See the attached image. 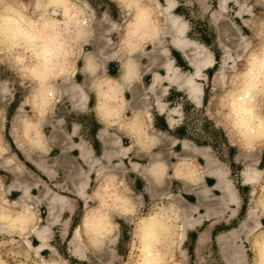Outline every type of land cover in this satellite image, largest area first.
Segmentation results:
<instances>
[{
    "label": "rangeland",
    "instance_id": "obj_1",
    "mask_svg": "<svg viewBox=\"0 0 264 264\" xmlns=\"http://www.w3.org/2000/svg\"><path fill=\"white\" fill-rule=\"evenodd\" d=\"M172 1L176 24L185 23V35L205 45L215 61L196 78L202 87L199 104L162 78L169 58L185 75L196 71L172 44L175 31L161 13L169 0H141L156 33L130 47L123 39L135 16L118 0H70L82 10L89 31L66 44L67 73L52 71L43 80L32 73V52L20 46L5 50L0 32V264H142L144 223L154 216L164 225L154 247L163 264H258L264 136H244L231 97L250 61L264 56V0ZM8 2L38 27L59 8L49 0ZM129 56L137 70L134 80L121 86L129 110L119 119L136 117L138 126L122 131L98 122L94 106L97 83L121 82L122 62ZM89 58L93 70L86 69ZM83 67L91 75L70 77ZM156 75L162 79L152 87ZM73 83L90 91V106L77 115L65 91ZM42 86H49L52 96L39 98ZM158 99L168 106L163 113ZM144 106L149 110L143 112ZM175 109V121L166 124L165 116ZM257 110L264 117V85ZM77 124L78 134L72 135ZM128 146L129 155L111 153ZM208 157L226 170L238 203L224 205L218 189L211 200L195 195V184L200 190L206 186L202 175L193 179V174L206 169ZM157 166L163 167L160 176ZM245 172L255 178L252 183H245ZM110 177L116 178L111 185ZM129 206L133 210L124 211ZM209 211L215 217L208 219ZM103 215L109 228L95 235L86 221Z\"/></svg>",
    "mask_w": 264,
    "mask_h": 264
},
{
    "label": "crops",
    "instance_id": "obj_2",
    "mask_svg": "<svg viewBox=\"0 0 264 264\" xmlns=\"http://www.w3.org/2000/svg\"><path fill=\"white\" fill-rule=\"evenodd\" d=\"M167 7L168 6L164 7L163 9H161V13H163L165 15V17L167 19V24L169 26H171V24L168 21L167 13L165 11V9ZM56 9H59L61 11V15H63L65 13V10L63 8L62 9L61 8H56ZM76 11H77L76 15H73L72 12H69L68 15L65 16V19H66L65 21H66V23L68 22L69 27L71 28V31L73 29L77 30V31H75L76 34H73L69 38L65 39V41H64L65 45L72 38H77V37L83 38L89 31V24L86 21V18L82 16L81 11H78V10H76ZM169 12H170L171 19L174 21V24L172 25V28L175 31V34L172 37V44H173V46L175 48H177L181 52H183V54L189 59L190 64L192 65L191 59L189 57L190 53H189V55H187V53L185 51H183L184 49H182L181 47L177 46L173 42L174 41V36H176L178 38L181 36V34L178 32L179 27H181L182 25H186V24L185 23L176 24V21L179 19V17L177 15L173 14L171 11H169ZM144 14H145V16H144L143 20L136 21V19L134 18V20L131 21L128 24V26H130V24L134 25V28H136V26H140L141 23H145L146 26L141 25L140 27H137L136 28L137 31L135 32V34L134 35L130 34L128 42L123 39L126 47H130V45H133L134 44L133 40H136V39L138 40V39H141V38L146 37V36L152 37V36L155 35L156 26L150 20L149 13H148V11L145 8H144ZM149 27H151V28L154 27V28L151 30V28L149 29ZM149 30H151V32ZM132 33H134V32H132ZM77 39H79V38H77ZM66 53H67V48L65 46L63 51L60 52L59 56L57 58H55V60L53 62V63H55L57 65V68L53 69V71H57L58 73H61L59 71V69L63 68L64 69L63 72L67 73L66 72V70H67V62H66V57H65ZM164 54H166V55L168 54V49H164ZM193 55H198L199 56V53L194 52ZM202 57H203V59H202L203 63H208V64L203 66L199 70V72H197V69L192 65L196 69V71L194 73H191V75L194 76L195 84H197V87H195V88L193 87L192 90L189 89L188 85H185L183 83L184 79L187 78L190 74L185 75L184 73L180 72L178 70V67L173 64V60L171 58H169L168 61L165 63L167 71H168V74H167L166 77H162V78L168 79L170 81V83L177 85L178 88L185 89L187 91V93L189 94V96H191L198 104L201 101L202 87H201L200 83L196 80V78L202 76L204 74L203 70H205V69H207L209 67H212L214 65V62H215L214 58H213V55H212V53L210 52L209 49ZM256 59H258V58L254 57L250 61L249 66ZM210 60L212 61L211 63H210ZM94 67H95V64H94L93 60L89 58L87 60V62H86V69L93 70ZM86 69H84V67H83V70H76V71L74 70L70 77L76 78V76H78L79 74L91 75V72L89 70H86ZM136 70H137V67H136V65H135V63L133 61V58H131L129 56L128 59H126V60H124L122 62L121 82L116 81L114 79L107 80L108 83H105L103 85V87L101 89H99V91L97 90V96L99 98V102H98L97 106L96 105L94 106V109H96L95 110V113H96L95 115H96V118L98 119L97 120L98 122H100V123L101 122L102 123H113V125L114 124L115 125H119V127H121L122 131H128L129 124L133 125L135 127L138 126V124H137L138 120H137L136 117L134 119H132V120H131V118L130 119L129 118L128 119H125V118L124 119H122V118L119 119V117H122V114L124 112H127L129 110V106L127 104H125V102L122 100L121 86H122V84H128V83H130V82H132L134 80V78L136 76ZM42 72H43V69H40L38 72L36 71L35 72V74H36L35 76L41 79V73ZM48 74L49 73H46L44 78H46L48 76ZM162 78L159 75H156L155 76V82L152 84V87H155L156 83L159 80H161ZM176 78H177V80H176ZM263 85H264V78L260 82V84L258 85V88L256 90L255 102L253 103V106H252V108H253L252 115H248V116L245 117V116L241 115L240 113L235 112L234 111V106H233V99L237 96V94L243 93L245 91V72L242 75L241 84L239 85L237 91L231 97L233 114L235 115V117L239 121V124H240V126H241V128L243 130L244 136L247 137L248 139H251V138H253L256 135L264 136V117L261 116L258 113V110H257V96L260 93L261 87H263ZM65 91L68 92V94H69V99L68 100L70 102V108H71V110L73 111L74 114L77 115L80 112H83L86 108H88L90 106V91H89V89L87 91H85L81 87V85H79L78 83H73L70 86H68ZM99 92H107L109 96H115V99H103L99 95ZM145 93H147L146 90H145ZM166 93H168V89L167 88L164 89V94H166ZM52 94H53V90L49 86H42L39 89L38 96H39V98L44 100L45 98H49L50 96H52ZM145 97L146 96H144V99H145ZM123 98H125L124 94H123ZM158 106H159V108H157V110L159 111V113L165 112L167 110V108H168V106H166V104L164 102H162L160 99H158ZM145 109H147V111L149 110V108H146L144 106L143 107V112H144ZM175 111H176V109L175 110H171L170 112H168L167 116H165L166 124L170 125V124H172L175 121V118L173 116V113ZM117 118L119 120H116ZM244 118H246V119H244ZM257 123H261V128L258 127L254 131H249V132L246 131L247 124L257 125ZM80 127L81 126H79L78 124L75 125V127H73L72 135L78 134V129ZM126 137H131V136H126ZM121 152L123 153V155H129V153L131 152L130 146H128V148H123L121 150L117 149L115 152H111V153H112V155H120ZM80 155L81 156H86L87 154L82 149L80 151ZM215 166H216L215 163L213 164V161H211L210 158L208 157V163H207L206 169L201 171L200 173L193 174V179L198 177V175H202V180H203V182H204V184L206 186V188H203L202 190H200L198 184H195V187H194L196 189L195 192H194L195 195H197V196L206 195L207 199L211 200L212 199V195H213V198L215 197L214 196L215 195L214 191L216 189H218L219 191H222V195H223V198H224V202H223L224 205L229 206L231 204L238 203L239 196L236 197L234 195V191L231 190V188H230L229 181L226 182V179H227L226 178V170L217 168ZM162 170H163L162 166H157L156 167V173H157L158 176H160ZM254 179L255 178L253 176H250L247 172H245V180L247 181L245 183H252ZM229 193H230V195H229ZM226 206H224L225 211L227 210ZM213 215L214 214L211 211H209V214L207 215V218L209 219L211 217H215V215L214 216ZM220 215H222V214H220Z\"/></svg>",
    "mask_w": 264,
    "mask_h": 264
},
{
    "label": "bare ground",
    "instance_id": "obj_3",
    "mask_svg": "<svg viewBox=\"0 0 264 264\" xmlns=\"http://www.w3.org/2000/svg\"><path fill=\"white\" fill-rule=\"evenodd\" d=\"M174 5H175L174 1L169 0V5L165 9L167 16H168V21L171 24V27L174 24V21L171 19L169 11L172 7H174ZM52 14H53L52 16L47 15L43 18L42 24L53 23L55 25V28L45 30V35L51 34L52 32H58V33H60L63 40L65 41L66 38H69L71 35L76 34L75 31H77V30L73 29L71 31V28L69 27L68 22L66 23V21H65L66 15L65 14L62 15L63 16L62 20H60L58 17H56L58 15H61V11L59 9L53 10ZM144 16H145V14H144ZM141 25L146 26L145 23H141ZM140 26H136V28L140 27ZM136 28L128 26L124 40H126L128 42L130 33H132V32L135 33L137 31ZM150 28L151 27H149V29ZM153 28L154 27H152L151 30ZM151 30H149V31L151 32ZM185 31H186V25H182L181 27H179L178 32L181 34V36L179 38L174 36L173 42L177 46L184 49L183 51H185L187 53V55H189L190 50H195V52L199 53V56L193 55V54L191 56L189 55L192 65L197 69V72H199V70L203 66L208 64V63H203V60H202L203 59L202 56L208 51V49L203 44L198 43L195 40L188 38L185 35ZM0 32H2V30ZM38 43H41V44L44 43L43 39L41 41H39ZM25 47H26V49H29L32 52V55L35 57V62L32 64V66H34V68H32V72H33V70H36L38 72L40 69H43L42 68L43 57H41L40 55L37 54L38 49L30 48L28 46H25ZM63 49H64V47L61 49L60 52H62ZM58 56H56L55 58H57ZM55 58H54V60H55ZM54 60H53V62H54ZM211 62L212 61L210 60V63ZM222 73L225 75L224 69H222ZM224 75H223V77H224ZM263 78H264V56L253 61L251 63V65L247 68V70L245 71V91L243 93L237 94V96L233 99V106H234L235 112H238L245 117L248 115H252V113H253L252 106H253V103L255 102L256 90H257L260 82L263 80ZM176 80H177V78H176ZM183 83L185 85H188L189 89H191V90L193 89V87L194 88L197 87V84H195L194 76L191 74L187 78L184 79ZM244 119H246V118H244ZM258 127L261 128V123H257V125L247 124L246 131L247 132L254 131ZM99 212L100 211H98L97 213H99ZM98 217L99 216H96V217L91 218V219L86 221L87 227L95 235L99 234V232L94 227ZM163 229H164L163 220H161L158 216H154V217L150 218L149 220L145 221V223H144V234L145 235L142 239H143V241L145 239V244H146L147 248H145V257H144V261L142 264H163L161 261L159 253L154 249L155 243L158 240ZM261 244H264V240H263V242H261ZM260 247H261V245L259 246V261L261 260ZM259 261H258V264H259Z\"/></svg>",
    "mask_w": 264,
    "mask_h": 264
},
{
    "label": "clouds",
    "instance_id": "obj_4",
    "mask_svg": "<svg viewBox=\"0 0 264 264\" xmlns=\"http://www.w3.org/2000/svg\"><path fill=\"white\" fill-rule=\"evenodd\" d=\"M49 4L53 7L63 8L65 15H68L69 12H72L73 15L77 14L76 5L71 3L70 0H49ZM118 4H123L126 11L132 12L136 21L144 19V7L141 0H118ZM20 8L22 9L23 5ZM130 27H134V25L130 24ZM53 28H55L53 23H44L38 27V22H33L31 19L26 18L23 11L18 10L13 3H9L8 0H0V30H2L5 50L10 51L11 48L16 46H28L38 49L37 54L43 57L41 79L44 78L46 73H51L53 69L57 68L53 60L60 54L61 49L66 46L60 33L52 32L45 35V30ZM130 34L134 35L135 33ZM42 39L44 43H38ZM59 71L63 72L64 69L60 68ZM35 72L36 70H33L34 74ZM105 83H108V81L97 83L98 91ZM99 95L103 99H115V96H109L107 92H99ZM29 131L30 129H26L25 135H28ZM115 179V177L108 178V184H113ZM102 191L106 192L107 188H102ZM101 199L104 206L107 207V202L103 201V197ZM132 210L131 206L124 209L126 212H131ZM94 227L100 234L107 231L109 228L107 215L99 216ZM260 254L261 260L259 264H264V244H261Z\"/></svg>",
    "mask_w": 264,
    "mask_h": 264
}]
</instances>
